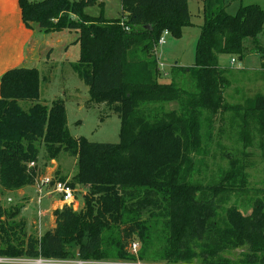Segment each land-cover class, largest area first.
<instances>
[{
    "label": "trees",
    "instance_id": "1",
    "mask_svg": "<svg viewBox=\"0 0 264 264\" xmlns=\"http://www.w3.org/2000/svg\"><path fill=\"white\" fill-rule=\"evenodd\" d=\"M119 1L120 17L105 19L85 12L103 0H18L27 29L76 34L79 52L71 67L89 87V103L117 113L121 129L116 144L74 138L63 104L41 101L45 77L37 68L2 74L0 192L36 185L63 157L76 160L67 184L87 192L80 210H54V227L40 237L27 233L20 206L4 208L0 199V257L133 260L128 247L136 242L143 261L264 264V192L249 199L246 214L226 208L245 194L244 160L229 153L216 182L195 181L225 114H233L230 127L244 149L254 136L264 137V95L229 105L225 90L234 69L218 63L222 54L243 59L248 40L264 71V47L257 42L264 5L240 6L231 15L225 0H199L195 61L171 66L166 82L155 45L163 31L180 36L181 27L191 25L187 0ZM171 101L177 110H165Z\"/></svg>",
    "mask_w": 264,
    "mask_h": 264
},
{
    "label": "rangeland",
    "instance_id": "2",
    "mask_svg": "<svg viewBox=\"0 0 264 264\" xmlns=\"http://www.w3.org/2000/svg\"><path fill=\"white\" fill-rule=\"evenodd\" d=\"M225 4L227 12L234 15L240 6L255 4L262 7L264 0H225ZM187 5L191 15V25L181 27L180 36L169 31L164 45L156 47L155 56L158 62L166 66L164 70L168 73H170L171 66L190 67L195 61L203 11L199 0H187ZM85 12L94 17L103 15L105 19H117L120 17V1L103 0L102 6L96 4L87 8ZM76 37L75 33H65L60 36H51L49 42L46 43L48 47H45L44 55L49 58H47V65L41 66V77H45V82L41 84V101L48 106L54 101L63 104L67 128L72 137H83L93 143H119L121 122L118 114L109 110L104 104H90L89 87L80 80L71 67V64L76 62L79 52L78 45L74 43ZM257 42L261 47H264V29L258 36ZM253 47L248 40L245 41L243 59L227 54L218 57L221 68L234 69L228 75L229 79H232L231 85L225 90V99L229 105L242 106L244 99H253L264 95V71L262 72L259 55L252 52ZM231 59L237 60V64H240L239 69L237 66H230ZM45 60L46 58L43 62ZM171 77L170 74H167V76L162 75L161 79L168 82ZM163 107L168 111L178 109L175 101L163 104ZM232 116V113H227L224 115L223 123L216 124L218 138L215 133L216 138L210 144L211 153L204 157L205 167L195 176V181L216 182L220 172L228 166L227 158H225L227 154L240 157L247 165V188L244 195L232 198L226 208L234 207L240 213L246 214L250 209L249 199H252L256 192H264V137L254 136L253 141L244 149L243 145L237 141L236 133L230 127ZM237 120L240 121L239 116ZM222 127L223 129H221ZM243 151L245 154H242ZM41 157L42 152H40L39 158ZM58 163L59 172L54 171L49 175L45 174V176L62 178L61 181L65 182L70 181L76 173V160L63 157ZM74 189L75 200L72 203L74 204L77 200L80 207L83 204V195L87 192V188L77 185ZM38 192L37 186H27L23 189L22 195L12 191L0 192V199L4 208L19 207L23 203L21 217L29 224L32 221L35 222V227L32 230L38 231L42 236L51 224V209L54 202L58 200V196L51 194V190L46 188H42L41 192ZM75 208L78 206L75 205Z\"/></svg>",
    "mask_w": 264,
    "mask_h": 264
},
{
    "label": "crops",
    "instance_id": "3",
    "mask_svg": "<svg viewBox=\"0 0 264 264\" xmlns=\"http://www.w3.org/2000/svg\"><path fill=\"white\" fill-rule=\"evenodd\" d=\"M63 34L65 33L44 34L36 25L27 29L21 20L18 0H0V77L4 72L15 67L37 68L39 72H42L41 66L47 65V58H49L44 55V49L48 47L46 43L49 42L51 36ZM44 58L46 60L43 62ZM59 170V164L53 161L46 168L45 174L49 175L54 171L59 172ZM23 189L17 191L16 194L22 195ZM64 205L66 204L58 196V200L54 202L51 209L52 218L48 230L54 227L53 211L62 208ZM75 205L78 206L77 210L83 207V204L79 207L77 200ZM20 206L19 218L25 221L27 233L40 237L41 235H39L38 231L32 230L35 227V222L32 221L29 224L21 217L20 213L22 208H24L23 203Z\"/></svg>",
    "mask_w": 264,
    "mask_h": 264
},
{
    "label": "built area",
    "instance_id": "4",
    "mask_svg": "<svg viewBox=\"0 0 264 264\" xmlns=\"http://www.w3.org/2000/svg\"><path fill=\"white\" fill-rule=\"evenodd\" d=\"M128 30V29H127ZM168 36V31L165 30L161 33L158 38L155 48L158 45H164L165 38ZM158 61V60H157ZM230 66L235 67L237 69L240 68V64H237V60L231 59ZM165 65L163 63L157 62V69L163 76H167V71L165 69ZM30 166H33L31 164ZM35 186L38 187L39 192H41L42 188H46L51 190V194H56L60 196L61 201L68 206H72L73 210H76L75 203V189L71 188L67 182L59 181L58 179H54L52 176H44L41 178L39 183ZM40 216V214H38ZM129 254L134 257L133 260H87L81 259L78 255L74 258L67 259H55V258H8V257H0V264H173L168 262H151V261H143L138 258L139 253V244L133 242L128 247Z\"/></svg>",
    "mask_w": 264,
    "mask_h": 264
}]
</instances>
